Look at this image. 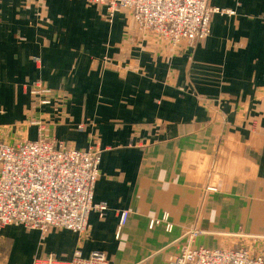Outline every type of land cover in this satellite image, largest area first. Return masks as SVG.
<instances>
[{
	"label": "crops",
	"instance_id": "obj_1",
	"mask_svg": "<svg viewBox=\"0 0 264 264\" xmlns=\"http://www.w3.org/2000/svg\"><path fill=\"white\" fill-rule=\"evenodd\" d=\"M209 4L224 10L210 35L173 45L85 0H0V143L98 148L94 202L108 207L85 233L5 226L0 264L95 251L173 264L189 244L250 236L264 251V0Z\"/></svg>",
	"mask_w": 264,
	"mask_h": 264
},
{
	"label": "built area",
	"instance_id": "obj_2",
	"mask_svg": "<svg viewBox=\"0 0 264 264\" xmlns=\"http://www.w3.org/2000/svg\"><path fill=\"white\" fill-rule=\"evenodd\" d=\"M85 1L106 7L110 18L125 11L138 29L173 45H194L206 39L211 33L213 15L224 11L211 7L209 0ZM32 94L42 96V104L52 102L53 91L42 84L36 85ZM100 161L101 151L96 147L69 149L44 138L18 145L0 143V230L8 225H22L43 235L52 229L85 233L90 213L98 211L104 216L108 209L106 204L94 202ZM128 217L127 211L121 213V228ZM247 238L253 243L226 249L189 244L172 263L264 264V251L257 249L254 242L258 237ZM33 264H108V258L99 251L87 258L76 252L71 260L46 256L36 258Z\"/></svg>",
	"mask_w": 264,
	"mask_h": 264
},
{
	"label": "rangeland",
	"instance_id": "obj_3",
	"mask_svg": "<svg viewBox=\"0 0 264 264\" xmlns=\"http://www.w3.org/2000/svg\"><path fill=\"white\" fill-rule=\"evenodd\" d=\"M258 239V238H257ZM239 245H241V244H236V245H234L233 247H235V246H239ZM183 250V249H182Z\"/></svg>",
	"mask_w": 264,
	"mask_h": 264
}]
</instances>
